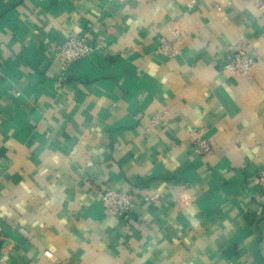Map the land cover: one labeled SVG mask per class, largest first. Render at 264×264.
<instances>
[{"label": "crops", "instance_id": "obj_1", "mask_svg": "<svg viewBox=\"0 0 264 264\" xmlns=\"http://www.w3.org/2000/svg\"><path fill=\"white\" fill-rule=\"evenodd\" d=\"M0 58V264H264V0H0Z\"/></svg>", "mask_w": 264, "mask_h": 264}, {"label": "built area", "instance_id": "obj_2", "mask_svg": "<svg viewBox=\"0 0 264 264\" xmlns=\"http://www.w3.org/2000/svg\"><path fill=\"white\" fill-rule=\"evenodd\" d=\"M93 45L89 42L87 34L72 33L57 44V54L68 64L83 59L93 51ZM255 60L246 50L237 51L232 58L224 64V68L235 74L250 75L252 73ZM2 60L0 58V69ZM194 150L199 155H206L213 150V144L199 133L193 140ZM256 179L264 189V163L260 164L256 171ZM134 191H125L113 187H107L101 193V200L108 214L121 217L132 213L135 207ZM146 200L157 203L158 194L147 195ZM2 223L0 220V231ZM47 257H52L50 251H45Z\"/></svg>", "mask_w": 264, "mask_h": 264}]
</instances>
